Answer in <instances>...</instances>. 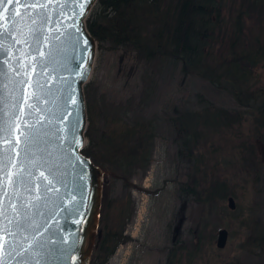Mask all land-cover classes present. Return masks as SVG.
<instances>
[{"label":"rangeland","instance_id":"rangeland-1","mask_svg":"<svg viewBox=\"0 0 264 264\" xmlns=\"http://www.w3.org/2000/svg\"><path fill=\"white\" fill-rule=\"evenodd\" d=\"M219 3L221 14L212 17L217 28L208 48L211 56L224 58L229 48L239 45L237 51L248 50L239 64L246 75L242 87L226 85L225 89L193 73L183 75L180 63L170 60L153 69L155 83L149 84L153 70L139 53L112 49L96 39L94 63L86 82L90 90L104 101L130 99L133 114L157 121L147 169L136 171L128 185L122 179L110 180L112 196L123 199L129 192L135 212L125 226L128 239L106 264H264V0ZM220 30L224 32L221 36ZM85 100L87 110L86 93ZM207 106L211 111H225L235 125L201 136L192 156L177 142L168 118L176 107L199 111ZM87 142L86 137L85 145ZM197 172L207 179L199 181V199L184 191L193 188L186 183ZM211 181L223 183L228 190L225 200L216 191L214 197L207 193L214 192L209 188ZM231 195L236 201L234 209L228 206ZM223 227L228 238L226 245L219 247L217 236Z\"/></svg>","mask_w":264,"mask_h":264},{"label":"water","instance_id":"water-1","mask_svg":"<svg viewBox=\"0 0 264 264\" xmlns=\"http://www.w3.org/2000/svg\"><path fill=\"white\" fill-rule=\"evenodd\" d=\"M95 1L0 4V264H90L102 234L104 169L82 152Z\"/></svg>","mask_w":264,"mask_h":264},{"label":"trees","instance_id":"trees-1","mask_svg":"<svg viewBox=\"0 0 264 264\" xmlns=\"http://www.w3.org/2000/svg\"><path fill=\"white\" fill-rule=\"evenodd\" d=\"M220 6L219 0H97L86 23L98 43L107 42L112 49L139 53L152 70L170 60L180 63L183 75L193 73L226 89V85L230 88L241 86L246 79L239 64L248 50L237 51L238 45L234 49L229 48L227 58L211 56L208 44H212L214 28H217L212 17L214 13L221 14ZM221 30L220 36L224 33ZM249 54L253 52L249 50ZM250 55L247 57L252 59ZM150 74L149 84H153L154 70ZM84 89L88 142L82 152L100 165L105 173L100 219L102 234L96 241L90 264H106L118 246L128 239L124 233L125 226L135 212L129 192L126 191L123 199L112 196L110 180L122 179L128 185L136 171L147 169L153 157L157 121L142 114H133L134 106L130 99L125 102L104 101L94 95L89 83ZM211 110L208 106L199 111L176 107L173 117L168 118L177 142L183 143L190 155L197 150L201 136L235 125L228 121L229 116L222 109ZM234 115L237 116L236 112ZM182 152L179 150L180 155ZM199 175L197 172L186 183L188 186L193 184V188L184 190L195 193V197L199 195L197 186L202 178ZM209 188H213L214 192H207L212 197L216 191L221 200L226 199L228 190L223 183L211 181ZM212 197L209 199L214 200Z\"/></svg>","mask_w":264,"mask_h":264},{"label":"snow or ice","instance_id":"snow-or-ice-1","mask_svg":"<svg viewBox=\"0 0 264 264\" xmlns=\"http://www.w3.org/2000/svg\"><path fill=\"white\" fill-rule=\"evenodd\" d=\"M4 3H5V0H0V4H4ZM32 7H36V5L33 4ZM41 7H44V6L42 5ZM81 7H83V5H81ZM4 11H5V12L8 11V9H7L6 6H5V8H4ZM29 98H31V96H30ZM37 99H38V97H37ZM72 103L75 104L76 101H75V100H72ZM28 107H29V108H32V105H31V104H28ZM25 123H26V122H25ZM20 134H21V136H24L25 140L28 139L27 135H25V132H24L23 130H21V133H20ZM10 150H11V146H10ZM41 176L43 177V173H41ZM44 178L47 179L46 177H44ZM37 199H39V197H37Z\"/></svg>","mask_w":264,"mask_h":264}]
</instances>
